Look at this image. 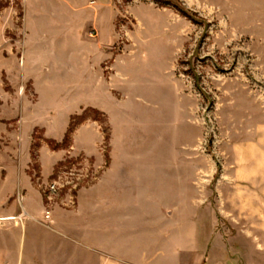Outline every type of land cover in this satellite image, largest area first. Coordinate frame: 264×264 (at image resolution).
<instances>
[{
  "label": "rangeland",
  "instance_id": "rangeland-1",
  "mask_svg": "<svg viewBox=\"0 0 264 264\" xmlns=\"http://www.w3.org/2000/svg\"><path fill=\"white\" fill-rule=\"evenodd\" d=\"M112 5L115 87L97 97L116 119L85 107L70 117L64 138L72 130L58 148L44 129H34L29 172L45 211L51 216L76 211L79 194L101 189L106 172L122 170L125 161L128 180L154 183L147 191L161 198L163 209L185 208L175 202L193 200L207 257L217 246L223 207L236 234H248L256 223L247 220L246 203L257 207L255 232L264 243V0H112ZM1 12L10 25L6 38L15 37L21 1L0 0ZM10 55L5 50L8 64ZM8 64L0 70L1 112L21 117L25 107L34 110L61 100L58 94L54 102L48 100L30 84L22 88V77ZM82 96L95 97L88 91ZM81 127L88 136L75 140ZM47 147L63 152L64 159L43 182L41 151ZM74 147L98 152L75 156ZM53 182L56 192L50 190ZM43 225L53 228L52 218ZM105 261L99 258L98 264Z\"/></svg>",
  "mask_w": 264,
  "mask_h": 264
},
{
  "label": "crops",
  "instance_id": "crops-1",
  "mask_svg": "<svg viewBox=\"0 0 264 264\" xmlns=\"http://www.w3.org/2000/svg\"><path fill=\"white\" fill-rule=\"evenodd\" d=\"M20 1L22 22L15 37L6 38L9 23L5 12L0 13V70L8 64L5 50L9 51V70L22 77V88L30 84L48 100L54 102L57 94L61 100L34 110L25 107L21 117L0 111V218H5L0 226V264H98L99 258L105 264H264V243L255 232L257 207L246 203L247 220L256 222L249 225L248 234L232 232L226 208H219L223 218L217 246L207 257L198 239L193 200L175 202L185 208L163 209L161 198L147 191L154 183L128 180L125 161L122 170L113 174L112 167L106 172L101 189H93L90 196L79 194L76 211L53 212L54 227L43 225L44 200L29 172L33 132L38 126L46 138L60 142L70 117L89 106L108 114L111 122L116 119L97 97L115 87L110 71L114 12L112 0ZM87 91L95 97H83ZM82 129L75 140L88 136ZM91 129L97 134L96 126ZM100 140L96 138L95 148ZM91 148L74 147L72 154L85 151L96 156L98 150ZM63 159L61 151H41L43 182ZM209 236L205 234L206 241Z\"/></svg>",
  "mask_w": 264,
  "mask_h": 264
},
{
  "label": "built area",
  "instance_id": "built-area-1",
  "mask_svg": "<svg viewBox=\"0 0 264 264\" xmlns=\"http://www.w3.org/2000/svg\"><path fill=\"white\" fill-rule=\"evenodd\" d=\"M0 47H1V46H0ZM57 189H58L57 182H53V183L50 185V190H51L52 192H56ZM45 218H47V219H49V220L51 219V213H50L49 210H46V211H45ZM3 220H5V218H0V224L2 223Z\"/></svg>",
  "mask_w": 264,
  "mask_h": 264
},
{
  "label": "trees",
  "instance_id": "trees-1",
  "mask_svg": "<svg viewBox=\"0 0 264 264\" xmlns=\"http://www.w3.org/2000/svg\"><path fill=\"white\" fill-rule=\"evenodd\" d=\"M79 117L80 116H77V117H74L73 119L75 120L74 122V124H76V121L79 119ZM74 124H73V126H74ZM72 126V125H71ZM72 130V127H70V129H69V132L66 134V136H65V138L63 139V141L62 142H57L56 144H55V147L56 148H58V147H60L61 145H64L65 143H66V140H67V138L69 137L68 135L70 134V131Z\"/></svg>",
  "mask_w": 264,
  "mask_h": 264
}]
</instances>
